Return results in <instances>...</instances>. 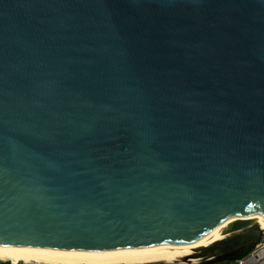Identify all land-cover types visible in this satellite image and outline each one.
<instances>
[{"label": "water", "instance_id": "1", "mask_svg": "<svg viewBox=\"0 0 264 264\" xmlns=\"http://www.w3.org/2000/svg\"><path fill=\"white\" fill-rule=\"evenodd\" d=\"M252 212L264 0H0V246H139ZM261 235L204 252L239 259Z\"/></svg>", "mask_w": 264, "mask_h": 264}, {"label": "bare ground", "instance_id": "2", "mask_svg": "<svg viewBox=\"0 0 264 264\" xmlns=\"http://www.w3.org/2000/svg\"><path fill=\"white\" fill-rule=\"evenodd\" d=\"M252 221L244 228L220 229L197 238L167 240L151 244L120 247L99 251H67L39 247L0 246V260L35 261L47 264H166L180 263L182 259L191 264L210 260L212 254L204 252L206 247L236 235L264 233V216L252 212Z\"/></svg>", "mask_w": 264, "mask_h": 264}, {"label": "built area", "instance_id": "3", "mask_svg": "<svg viewBox=\"0 0 264 264\" xmlns=\"http://www.w3.org/2000/svg\"><path fill=\"white\" fill-rule=\"evenodd\" d=\"M10 263L11 264H47V263H39L35 261H18L17 263H12L10 261ZM217 264H264V238L261 237L259 242L243 257Z\"/></svg>", "mask_w": 264, "mask_h": 264}, {"label": "rangeland", "instance_id": "4", "mask_svg": "<svg viewBox=\"0 0 264 264\" xmlns=\"http://www.w3.org/2000/svg\"><path fill=\"white\" fill-rule=\"evenodd\" d=\"M262 238H264V233H262L261 235ZM213 260H211L209 264H217V263H223V262H227L229 261L230 259H227V258H221L220 255H216L214 258H212ZM2 261V260H0ZM4 261V260H3ZM9 261V260H8ZM177 264H191L188 262V260L186 259H182V261L180 263H177ZM199 264V263H198Z\"/></svg>", "mask_w": 264, "mask_h": 264}, {"label": "trees", "instance_id": "5", "mask_svg": "<svg viewBox=\"0 0 264 264\" xmlns=\"http://www.w3.org/2000/svg\"><path fill=\"white\" fill-rule=\"evenodd\" d=\"M0 264H11L10 261H0Z\"/></svg>", "mask_w": 264, "mask_h": 264}, {"label": "flooded vegetation", "instance_id": "6", "mask_svg": "<svg viewBox=\"0 0 264 264\" xmlns=\"http://www.w3.org/2000/svg\"><path fill=\"white\" fill-rule=\"evenodd\" d=\"M151 264H161V263H151ZM177 264V263H176Z\"/></svg>", "mask_w": 264, "mask_h": 264}]
</instances>
